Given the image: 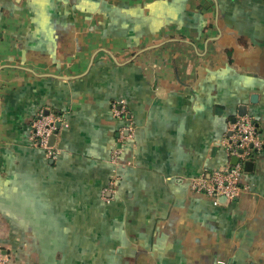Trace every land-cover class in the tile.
Segmentation results:
<instances>
[{"label":"crops","instance_id":"crops-1","mask_svg":"<svg viewBox=\"0 0 264 264\" xmlns=\"http://www.w3.org/2000/svg\"><path fill=\"white\" fill-rule=\"evenodd\" d=\"M240 113L264 139V0H0V264H264V144L235 199L189 187Z\"/></svg>","mask_w":264,"mask_h":264},{"label":"built area","instance_id":"built-area-1","mask_svg":"<svg viewBox=\"0 0 264 264\" xmlns=\"http://www.w3.org/2000/svg\"><path fill=\"white\" fill-rule=\"evenodd\" d=\"M111 113L116 119L127 117V111L122 101L112 104ZM56 124L57 120L53 115L45 114L42 111L36 114L31 124L30 138L33 145L42 149L49 158H54L57 154L53 146L49 145L50 136L57 130ZM131 130L132 127L127 125L122 128L120 133H130ZM261 135L251 115L244 114L236 117L232 123L228 124L227 133L222 140L227 156L235 158L236 163L210 172L204 171L191 178L189 181L190 190L209 197L217 205L220 198H224L226 201L235 199L244 186V164L264 144Z\"/></svg>","mask_w":264,"mask_h":264},{"label":"water","instance_id":"water-1","mask_svg":"<svg viewBox=\"0 0 264 264\" xmlns=\"http://www.w3.org/2000/svg\"><path fill=\"white\" fill-rule=\"evenodd\" d=\"M255 99H256L255 96H252V97H251V101H252V102H254ZM243 114H244V113H240L239 115H243ZM56 127L58 128V124H56ZM56 134H57V131H54V133L50 136V138H49V145H50V146H54V142H55ZM234 162H235V160H234ZM250 167H252V163H251V162H246V163L244 164V169H245V170L248 171V170L250 169Z\"/></svg>","mask_w":264,"mask_h":264},{"label":"rangeland","instance_id":"rangeland-1","mask_svg":"<svg viewBox=\"0 0 264 264\" xmlns=\"http://www.w3.org/2000/svg\"><path fill=\"white\" fill-rule=\"evenodd\" d=\"M2 261H4V259H1V262H2ZM8 261L10 262V257H9V258H6L5 263H6V264L9 263Z\"/></svg>","mask_w":264,"mask_h":264},{"label":"trees","instance_id":"trees-1","mask_svg":"<svg viewBox=\"0 0 264 264\" xmlns=\"http://www.w3.org/2000/svg\"><path fill=\"white\" fill-rule=\"evenodd\" d=\"M15 258V257H14ZM16 260V259H15Z\"/></svg>","mask_w":264,"mask_h":264}]
</instances>
